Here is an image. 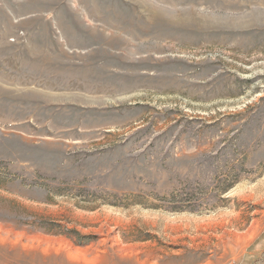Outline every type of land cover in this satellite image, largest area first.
Instances as JSON below:
<instances>
[{"label": "rangeland", "instance_id": "1", "mask_svg": "<svg viewBox=\"0 0 264 264\" xmlns=\"http://www.w3.org/2000/svg\"><path fill=\"white\" fill-rule=\"evenodd\" d=\"M0 264H264V0H0Z\"/></svg>", "mask_w": 264, "mask_h": 264}, {"label": "bare ground", "instance_id": "2", "mask_svg": "<svg viewBox=\"0 0 264 264\" xmlns=\"http://www.w3.org/2000/svg\"><path fill=\"white\" fill-rule=\"evenodd\" d=\"M192 263H194V262H192Z\"/></svg>", "mask_w": 264, "mask_h": 264}]
</instances>
